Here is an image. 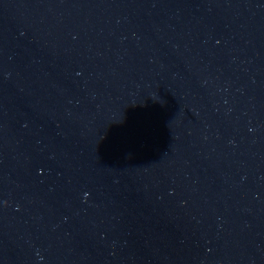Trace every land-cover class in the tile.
Returning <instances> with one entry per match:
<instances>
[{"label": "water", "instance_id": "1", "mask_svg": "<svg viewBox=\"0 0 264 264\" xmlns=\"http://www.w3.org/2000/svg\"><path fill=\"white\" fill-rule=\"evenodd\" d=\"M0 264H264V0H0Z\"/></svg>", "mask_w": 264, "mask_h": 264}]
</instances>
